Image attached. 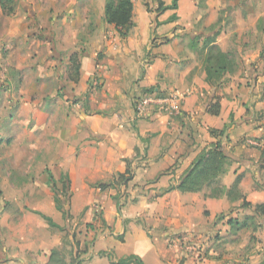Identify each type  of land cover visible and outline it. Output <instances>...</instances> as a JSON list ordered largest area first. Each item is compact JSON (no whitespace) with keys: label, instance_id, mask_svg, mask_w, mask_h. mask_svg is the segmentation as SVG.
Segmentation results:
<instances>
[{"label":"crops","instance_id":"0c3cea01","mask_svg":"<svg viewBox=\"0 0 264 264\" xmlns=\"http://www.w3.org/2000/svg\"><path fill=\"white\" fill-rule=\"evenodd\" d=\"M131 2L133 27L124 38L105 22V0H82L66 7L73 13L69 19H48L28 32L43 40L32 44L46 42L53 56H29L30 66L21 52L13 60L0 56V162L29 179L26 189L46 186L47 172L55 187L66 178V208L79 227L65 246L72 256L58 258L59 264H118L129 256L144 264H259L264 214L255 207L264 206V0H178L175 10L159 15V2L167 7L171 0ZM77 24L83 26V42L77 40ZM6 33L8 42L25 45L22 29ZM70 33L71 42L65 40ZM211 41L229 54L233 67L208 82L205 45ZM55 50L79 52L77 79L67 87L55 63L68 59H58ZM9 65L13 74L6 72ZM50 83H58L57 89ZM162 95L183 98L172 107L135 109L136 101ZM216 145L228 161L219 186L179 191L198 157ZM127 169L132 179L126 185L95 187ZM235 182L236 193L229 192ZM6 184L23 191V183ZM46 217L57 225L53 229L68 230L56 211ZM229 220L245 225L231 229ZM44 223V236L30 227L27 245H19L22 252L35 249V255L18 253L16 240L6 237L12 251L4 253L5 264H49L51 253L58 255L65 231L53 233ZM217 233L220 239L210 241ZM183 240L195 249L187 252Z\"/></svg>","mask_w":264,"mask_h":264},{"label":"rangeland","instance_id":"374dc122","mask_svg":"<svg viewBox=\"0 0 264 264\" xmlns=\"http://www.w3.org/2000/svg\"><path fill=\"white\" fill-rule=\"evenodd\" d=\"M81 2L82 0H14L15 11L12 15H4L2 14V12H0V56L3 59L12 57L13 60V58H17L18 53L21 52L20 56L21 58L26 57L25 63L28 66H30V62L28 60L29 56L32 61L34 58L38 57L44 59V57H47L50 54L53 56V52L49 51L48 49L49 47L43 45L46 42H44L42 45H37V43L32 44L33 41H38L39 39L36 37L33 40V38H31L33 35H30L31 33L28 34V32H33L34 25H43L48 19L53 20V24L57 22L60 23V21L64 18L69 19L71 16H73V13L66 7H72V4H75L73 7H76ZM59 5H61V8L59 7ZM78 11H82V8L79 7ZM81 15L82 13H80V16ZM75 26L76 28L81 30V34L77 35V40L83 42V40L85 39L82 31L83 26H80L79 24ZM15 29H22V34H20V36L22 39L26 40L25 45L21 44L20 46H17L18 43L8 42L10 39L8 37L9 35L6 33V30L10 31ZM47 30L48 29H45V31ZM46 34V36H49L50 33L47 31ZM50 36L55 39L56 34L52 33ZM72 37L73 34H67V36L65 35V40L69 41L68 39H70L71 42ZM17 40H19V38ZM39 42H43V40H39ZM12 44H14L15 46L13 49ZM55 52L59 54L58 59L61 57L64 59H68L67 63L62 62L61 64H58L57 61L55 63L57 64L56 66L59 69L58 72H61L62 74V80L66 78L68 84H65V87H67L70 81L75 82L77 79V74L75 73L76 63H74V61L70 62V57L73 56V54H76L78 57L79 52H73L71 54H67L63 51L58 50H55ZM11 53L12 55H10ZM6 69L4 71H6ZM28 69H34V67H30ZM6 72H9V74H13L15 72V69L11 65H9V69ZM28 74L29 72L26 75ZM57 85L58 83H50V87L53 91L54 89H57ZM56 96L58 97L59 94ZM72 104H74V102L68 103L69 109ZM11 168V164H7L5 161L0 162V264L6 263L5 261H3L5 258L4 253L6 252L7 254V251H12L11 247H9V249H6L7 238H14L16 240L15 250L18 251V253H23V255L28 256H30V254H36L37 251H35V249H24V252H22L19 246L21 244L27 245V240H29L27 233L30 227L34 228L37 233L42 234L41 236L45 235V231L43 230V228H41V223L45 224V221L33 212H38L45 216L47 214H50L51 212H57V214L61 218L60 220L62 228L65 229L66 226L68 227V230H64L65 233L63 234L62 239L63 248L61 251H58V258L62 262L65 256H68V259H70L69 257L72 256L73 251L72 248L65 247L66 242H69L70 236H72L74 240V237L77 235L76 231L79 225L74 226V223L70 222L73 218V215H71L72 210L70 208H66V204L70 202V196L68 195L69 193L67 194L65 192L66 178L56 184L57 195L55 196L53 191L50 190L48 183H46V186L43 187H39L36 185L33 187H28V189H26L29 183V179L18 177L16 175L17 171H12ZM35 181H39V179L36 178ZM7 182L13 185L17 183H23L24 186L20 187L21 189H23V191L16 190L18 189L17 185L13 187L8 186L6 184ZM33 182L34 180H32V183ZM35 189L37 191H34ZM13 202H16L17 205H13ZM34 203H38L40 207L36 209L30 208V205H33ZM82 215L83 212L79 213L78 216ZM66 220H69L68 224L66 223ZM37 221L40 223H38ZM50 229L53 231V233L57 234H59L60 232H64L53 228H49V231ZM218 233L216 235H213V237L210 238V241L215 242L219 240L220 237ZM65 238L66 240L64 241ZM33 239L34 237L31 238V240ZM20 241L23 243H21ZM259 264H264V258L260 259Z\"/></svg>","mask_w":264,"mask_h":264},{"label":"trees","instance_id":"16d2710c","mask_svg":"<svg viewBox=\"0 0 264 264\" xmlns=\"http://www.w3.org/2000/svg\"><path fill=\"white\" fill-rule=\"evenodd\" d=\"M178 0H171L170 6L164 7L162 2H159L155 13L157 15L161 14L166 10H175ZM0 9L4 15H12L15 11L14 0H0ZM132 2L131 0H105L104 6V20L107 24L113 25L116 31L118 32L121 38H124L128 35L130 29L133 27L132 23ZM175 16L169 18L170 21L174 20ZM158 24V23H157ZM165 42H168V39H164ZM213 41L210 44H206L205 47L209 48L206 51L205 62H206V81H211L213 78H219L221 72H226L232 69V63L229 59V54L222 53L216 46L212 45ZM204 49V48H203ZM74 61L76 63L75 73L78 75V57L76 54L70 57V62ZM224 131H221L222 134ZM212 134V133H211ZM264 158V151L262 152ZM228 161L220 149V145H216L212 150L207 153L201 154L197 162L194 164L191 171L188 175L180 182L176 187L179 191L182 192H196L202 189V187H211L213 184L217 185L219 183V177L224 175L227 172ZM132 179L130 175V170L124 174H118L112 182L108 185L98 184L95 187L104 190L106 187L111 186H120L126 185L128 181ZM47 180L51 186V190L54 195L57 194L55 181L52 175L47 172ZM219 185H217L218 187ZM237 183L235 182L231 187L229 192L236 193ZM172 190L169 189V191ZM216 195L215 189H211L210 196ZM243 206L249 207V204L244 203ZM255 210L264 214V206L259 205L255 207ZM38 214L47 224L52 228H57V225L53 221L40 213ZM228 224L231 229H240L244 227V223H239L236 220H229ZM49 264H58V255L57 252L53 251L49 258ZM118 264H144L143 261L136 256H129L125 259L118 261Z\"/></svg>","mask_w":264,"mask_h":264},{"label":"built area","instance_id":"2783aa9c","mask_svg":"<svg viewBox=\"0 0 264 264\" xmlns=\"http://www.w3.org/2000/svg\"><path fill=\"white\" fill-rule=\"evenodd\" d=\"M183 98V95H162V96H147L143 100L135 102V109L137 111H141L144 107L149 105H159V106H174L176 102ZM249 144H252L249 142ZM183 248L187 251H193L195 249V245L191 241L183 240L182 244Z\"/></svg>","mask_w":264,"mask_h":264}]
</instances>
